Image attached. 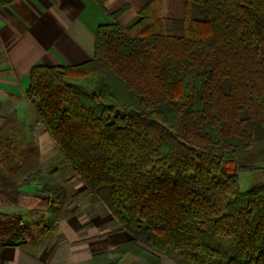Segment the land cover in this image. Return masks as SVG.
<instances>
[{"label": "trees", "instance_id": "1", "mask_svg": "<svg viewBox=\"0 0 264 264\" xmlns=\"http://www.w3.org/2000/svg\"><path fill=\"white\" fill-rule=\"evenodd\" d=\"M15 0H0V6ZM106 10L110 0H95ZM183 18L149 0L130 25L107 12L93 56L35 64L26 95L65 162L131 238L118 253L149 264H264V184L241 190L238 171L264 143V0H184ZM51 229L66 189L51 174L26 178ZM29 224L0 220V244L23 245Z\"/></svg>", "mask_w": 264, "mask_h": 264}, {"label": "crops", "instance_id": "2", "mask_svg": "<svg viewBox=\"0 0 264 264\" xmlns=\"http://www.w3.org/2000/svg\"><path fill=\"white\" fill-rule=\"evenodd\" d=\"M148 1L110 0L106 10L111 13L128 3L119 21L130 25ZM162 8L165 16L184 17V0H163ZM110 20L95 0H15L1 6L0 40L9 73L8 78H0V91L16 97L24 95L35 64H80L89 60L97 26ZM65 221L62 217L58 226L40 233L37 239L28 236L23 245L2 246L0 264H149L131 252L114 251L131 238L126 230L106 234L92 228L86 232L85 228L65 226L67 221L72 223ZM160 259L161 264H184L166 254Z\"/></svg>", "mask_w": 264, "mask_h": 264}, {"label": "rangeland", "instance_id": "3", "mask_svg": "<svg viewBox=\"0 0 264 264\" xmlns=\"http://www.w3.org/2000/svg\"><path fill=\"white\" fill-rule=\"evenodd\" d=\"M5 54L0 40V78H8ZM0 92V220L20 216L28 222V236L34 239L46 231L43 224L37 223L46 214L43 209L14 203L11 198L15 186L22 194L43 196L41 184L26 181L35 172L43 171L58 179L66 189L67 198L60 219L64 217L72 223L65 221V226L85 228L86 232V229L95 228L106 234L109 233L107 231L124 230L102 201L89 191L65 162L26 92L21 97ZM246 164L257 166V169L238 171L239 185L243 191L264 184V143H257L249 150ZM54 226H58V223ZM2 246L0 244V248Z\"/></svg>", "mask_w": 264, "mask_h": 264}]
</instances>
